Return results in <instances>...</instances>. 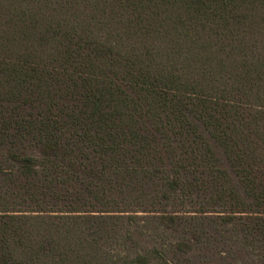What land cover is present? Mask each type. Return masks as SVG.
Instances as JSON below:
<instances>
[{
    "label": "trees",
    "instance_id": "16d2710c",
    "mask_svg": "<svg viewBox=\"0 0 264 264\" xmlns=\"http://www.w3.org/2000/svg\"><path fill=\"white\" fill-rule=\"evenodd\" d=\"M0 264H264V0H0Z\"/></svg>",
    "mask_w": 264,
    "mask_h": 264
}]
</instances>
